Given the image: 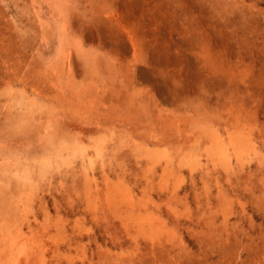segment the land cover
<instances>
[{
  "label": "rangeland",
  "instance_id": "rangeland-1",
  "mask_svg": "<svg viewBox=\"0 0 264 264\" xmlns=\"http://www.w3.org/2000/svg\"><path fill=\"white\" fill-rule=\"evenodd\" d=\"M0 0V264H264V0Z\"/></svg>",
  "mask_w": 264,
  "mask_h": 264
},
{
  "label": "bare ground",
  "instance_id": "bare-ground-1",
  "mask_svg": "<svg viewBox=\"0 0 264 264\" xmlns=\"http://www.w3.org/2000/svg\"><path fill=\"white\" fill-rule=\"evenodd\" d=\"M53 2L57 4V6L55 8L56 9L55 11H57L58 13H61L62 10H63V7H62L61 3L60 2H57L55 0H53Z\"/></svg>",
  "mask_w": 264,
  "mask_h": 264
}]
</instances>
